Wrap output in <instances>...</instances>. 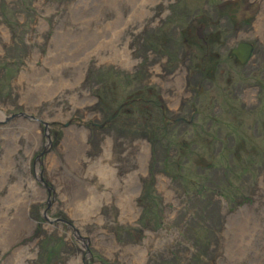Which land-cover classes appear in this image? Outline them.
I'll use <instances>...</instances> for the list:
<instances>
[{"label":"rangeland","instance_id":"374dc122","mask_svg":"<svg viewBox=\"0 0 264 264\" xmlns=\"http://www.w3.org/2000/svg\"><path fill=\"white\" fill-rule=\"evenodd\" d=\"M263 213L264 0H0V264H264Z\"/></svg>","mask_w":264,"mask_h":264},{"label":"bare ground","instance_id":"6f19581e","mask_svg":"<svg viewBox=\"0 0 264 264\" xmlns=\"http://www.w3.org/2000/svg\"><path fill=\"white\" fill-rule=\"evenodd\" d=\"M125 43V42H124ZM123 54L124 55H122V57H127V59H124L125 61H128L129 60V56L127 55V51L125 50V49H123ZM22 79H24L25 78V73L23 72L22 73ZM20 78V77H19ZM51 87V86H50ZM80 141V140H79ZM79 141L78 140H76V141H73V142H78L77 143V146H78V144H79ZM71 142H72V140H71ZM65 146L66 147H68V146H70V142L68 143V142H66V144H65ZM19 200V199H18ZM19 207V206H18ZM130 207V206H129ZM23 207H19V208H17V211L20 213V214H18L17 216H14V217H12L13 218V221H14V224H15V222H17V224H16V227L15 228H10L9 229V231L8 232H10V236H12V238H13V236L17 233V231L20 229V228H23L24 226H26L27 225V219H26V217H25V214H24V210L22 209ZM246 213V212H245ZM16 214H17V212H16ZM243 215V214H242ZM241 215V217L239 216V217H235L234 219L232 218V217H229V219H228V223H227V226H228V228H229V231H230V234H228V235H230L226 240H228V241H225L226 242V249H227V251H233V250H235V251H237V253H240V255H241V257H239L240 259H239V262H246V264H260V262L259 261H254L255 263H253V262H248V260H249V257H250V255H248V253H249V251H250V249L251 248H253L254 247V245H253V241H254V236H256L257 235V237H258V239L260 240V238L262 237V236H259L258 234L260 233V232H262V230H263V227H261V225H262V223L260 222V220L258 219V218H256V222H255V224H256V228H254L252 231H251V233H250V224H249V222H248V218H246V216H242ZM252 215V214H251ZM262 216H263V218H264V213L262 214ZM237 221V222H236ZM264 223V222H263ZM252 224H253V221H252ZM254 224V225H255ZM6 227H4L3 229H1V230H3V231H5L4 229H5ZM230 229H232V231L230 230ZM11 230H12V232H11ZM228 230V229H227ZM238 230V234H236V231ZM264 233V232H263ZM227 234V233H226ZM6 235H8L7 234V231H6ZM5 235V236H6ZM227 235V236H228ZM250 237V243L248 244V238ZM12 238H9V236L7 237V238H5L4 239V242L5 243H8V240L10 239H12ZM264 247V246H263ZM255 248V247H254ZM254 248H253V250H254ZM256 250H254V253L253 254H255V256L257 257V258H259L258 256H257V254H256ZM243 255V256H242ZM245 255V256H244ZM243 257H244V259H245V261L244 260H242L243 259ZM242 258V259H241ZM254 260V259H253ZM238 264V263H237Z\"/></svg>","mask_w":264,"mask_h":264},{"label":"water","instance_id":"95a60500","mask_svg":"<svg viewBox=\"0 0 264 264\" xmlns=\"http://www.w3.org/2000/svg\"><path fill=\"white\" fill-rule=\"evenodd\" d=\"M250 50H251V45L242 43L239 45L238 49L234 50V53L240 59V61L244 62L249 57Z\"/></svg>","mask_w":264,"mask_h":264}]
</instances>
